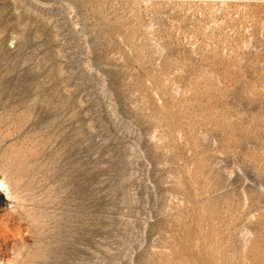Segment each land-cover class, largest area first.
Returning <instances> with one entry per match:
<instances>
[{
  "label": "rangeland",
  "instance_id": "obj_1",
  "mask_svg": "<svg viewBox=\"0 0 264 264\" xmlns=\"http://www.w3.org/2000/svg\"><path fill=\"white\" fill-rule=\"evenodd\" d=\"M0 264H264V0H0Z\"/></svg>",
  "mask_w": 264,
  "mask_h": 264
}]
</instances>
